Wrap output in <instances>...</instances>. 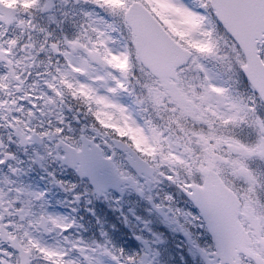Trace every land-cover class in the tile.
I'll return each mask as SVG.
<instances>
[{
    "label": "snow or ice",
    "instance_id": "6c2138e0",
    "mask_svg": "<svg viewBox=\"0 0 264 264\" xmlns=\"http://www.w3.org/2000/svg\"><path fill=\"white\" fill-rule=\"evenodd\" d=\"M60 3L72 6L66 26L53 0H0V128L9 130L0 168L19 175L9 146L39 145L30 162L50 184L77 188L57 180L56 163L76 170L84 195L135 193L200 264H264V0ZM81 116L94 124L77 136ZM165 183L185 207L170 195L154 202L152 188ZM8 193L0 190V264L164 259L159 235L122 241L134 253L104 233L74 239L77 225L44 211L43 192Z\"/></svg>",
    "mask_w": 264,
    "mask_h": 264
},
{
    "label": "flooded vegetation",
    "instance_id": "af4514ba",
    "mask_svg": "<svg viewBox=\"0 0 264 264\" xmlns=\"http://www.w3.org/2000/svg\"><path fill=\"white\" fill-rule=\"evenodd\" d=\"M17 0H6V6L16 5ZM54 8L52 15L57 21H64L66 26L68 21L62 15L67 11L69 16H72V6L67 7L60 3V0H53ZM186 6L193 9L196 8L195 0H185ZM49 29L55 28V24H48L47 19L42 21ZM119 102L125 104L129 103L126 97L119 98ZM66 117L69 114L65 113ZM73 124L77 127L76 135L80 133L79 127H86L88 124H94L90 118L81 116L79 124L73 120ZM98 127V126H96ZM8 129L0 128V140H4L8 135ZM89 135L92 133L88 132ZM99 140V137H97ZM11 154L14 155L18 161L15 165L21 169L19 175L11 176L7 168H0V190H3L9 197L13 193H8V187H19L25 189L27 192H43L44 200L42 202L43 210L49 215L66 217L73 221L76 227L69 230V235L74 239H81L85 242H99L101 234H106V238L112 243L121 248H125L126 252H137L139 248H127L122 242L124 240L136 241V236L142 235L149 241L152 240L153 235H159L161 238L162 248L164 251V259L160 264H200L199 257H193L190 254L189 245L187 244L184 235L179 230H174L163 222L162 217L153 211H150V206L146 200L141 199L135 193L111 192L107 198L103 196H94L92 194L84 195L86 189L80 183L81 177L75 169L67 166H61L53 163L48 167L53 171V175L57 180L65 185H76L77 188L73 191H65L56 184H50L47 176L40 164H33L30 161L35 154H39L40 146H29L27 149L10 145ZM29 151L33 155H29ZM120 159H123V154H120ZM9 181L6 185L5 181ZM151 196L154 202H159L164 195H170L175 201V206L185 207L184 201L186 197L180 193L174 186L168 184H160L156 188H152ZM74 196H79V200H74ZM114 201H119L114 203ZM36 210H39L41 202H35ZM187 210V209H186ZM137 217L140 219L137 220ZM147 224V227H145ZM47 239V237H45ZM152 247L155 249L161 247L159 243H153Z\"/></svg>",
    "mask_w": 264,
    "mask_h": 264
},
{
    "label": "rangeland",
    "instance_id": "374dc122",
    "mask_svg": "<svg viewBox=\"0 0 264 264\" xmlns=\"http://www.w3.org/2000/svg\"><path fill=\"white\" fill-rule=\"evenodd\" d=\"M185 0H180V3L184 4L186 6V4L184 3ZM7 2H9V0H7ZM53 10V9H52ZM156 188V187H154Z\"/></svg>",
    "mask_w": 264,
    "mask_h": 264
},
{
    "label": "water",
    "instance_id": "95a60500",
    "mask_svg": "<svg viewBox=\"0 0 264 264\" xmlns=\"http://www.w3.org/2000/svg\"><path fill=\"white\" fill-rule=\"evenodd\" d=\"M5 7H6V8H14V7H12V6H11V7H9V6H6V5H5Z\"/></svg>",
    "mask_w": 264,
    "mask_h": 264
}]
</instances>
